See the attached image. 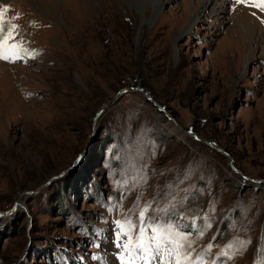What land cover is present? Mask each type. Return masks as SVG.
Returning <instances> with one entry per match:
<instances>
[{
    "label": "rangeland",
    "instance_id": "374dc122",
    "mask_svg": "<svg viewBox=\"0 0 264 264\" xmlns=\"http://www.w3.org/2000/svg\"><path fill=\"white\" fill-rule=\"evenodd\" d=\"M212 1L147 22L123 0L0 1L27 50L0 59V264H119L136 204L193 258L264 264V11Z\"/></svg>",
    "mask_w": 264,
    "mask_h": 264
},
{
    "label": "snow or ice",
    "instance_id": "6c2138e0",
    "mask_svg": "<svg viewBox=\"0 0 264 264\" xmlns=\"http://www.w3.org/2000/svg\"><path fill=\"white\" fill-rule=\"evenodd\" d=\"M240 2L245 3V0ZM245 6L264 11V0H250ZM7 11L6 7L0 11V59L14 63L27 50L22 44L10 43L14 41L13 32L17 26L12 24L5 32L3 23ZM150 207L151 205H145L140 208L136 204L123 219L114 221L113 243L120 250L117 253L119 264H207L204 255L193 258L188 251L191 247L189 235L171 219L161 220L159 216H149ZM137 209L138 219L134 220ZM200 234L203 235L202 232ZM227 247L231 250L234 245L230 243ZM210 250L211 245L208 251ZM225 255L230 258V252L226 251Z\"/></svg>",
    "mask_w": 264,
    "mask_h": 264
},
{
    "label": "bare ground",
    "instance_id": "6f19581e",
    "mask_svg": "<svg viewBox=\"0 0 264 264\" xmlns=\"http://www.w3.org/2000/svg\"><path fill=\"white\" fill-rule=\"evenodd\" d=\"M1 2H3L4 0H0ZM123 1H125L128 5H129V7H133L134 5H135V9H136V11L139 13V14H141V17H142V21L141 22H147V18L144 16V10H149V11H151V14H153L152 16H154V14H156L158 11H159V9H160V7H161V0H137L136 1V4L133 2V1H135V0H123ZM198 2H199V0H197ZM203 1V0H202ZM218 1L219 0H213L212 2H215L214 3V5H213V9L215 8V6L218 4ZM222 1V3H223V5H224V7H225V4H226V1L227 0H221ZM197 2V3H198ZM228 2V1H227ZM195 5V4H194ZM196 6V5H195ZM197 9V8H196ZM246 21V20H245ZM196 22V19H195V17H193L192 16V20H191V25L189 26V27H191L192 25H194V23ZM249 30V29H248ZM185 32H188V30L187 31H185ZM244 33H246V32H244ZM247 41V40H246ZM244 47V46H243ZM244 53H245V50H244ZM251 54V52L249 53V55ZM244 57V56H243ZM3 67H5V66H3L1 63H0V71L2 70V68ZM4 69V68H3ZM8 69V68H7ZM6 70V69H5ZM3 72H1L0 73V75H3L2 74ZM2 79V77L0 76V80ZM5 80H6V78H5ZM1 81H3V80H1ZM0 81V82H1ZM0 90H1V88H0ZM5 96V95H4ZM7 101V100H6ZM173 126H175L174 124H173ZM177 128H179V126L177 127ZM180 129V128H179ZM179 132V130L178 129H176V128H174V127H172L171 128V133H178Z\"/></svg>",
    "mask_w": 264,
    "mask_h": 264
},
{
    "label": "water",
    "instance_id": "95a60500",
    "mask_svg": "<svg viewBox=\"0 0 264 264\" xmlns=\"http://www.w3.org/2000/svg\"><path fill=\"white\" fill-rule=\"evenodd\" d=\"M128 90L127 89H125V90H122V91H120V92H118L117 94H116V96L114 97V99H112L111 101H109L108 103H106L100 110H99V112L97 113V116H99V115H101L103 112H105L107 109H110L115 103H116V101L124 94V93H126ZM139 92H141L144 96H145V98L148 100V101H150L155 107H157L158 109H159V111H163L162 109H161V107L159 106V105H157L153 100H151L150 99V97L148 96V94H147V91L145 90V89H139L138 90ZM167 117H168V119L170 120V122L171 123H173L176 127H178L179 125H178V123H177V121L175 120V119H173L172 117H170L169 115H167ZM179 128L181 129V127L179 126ZM198 140H200V141H202L200 138H197ZM234 170V169H233ZM235 171V170H234ZM61 175H59L58 177H60ZM58 177H54V179H56V178H58ZM47 185V183L44 185V187ZM37 192L38 191H35V192H32V193H27V196H29V195H35V194H37ZM17 206V203L15 204V207H14V209H13V211H11L10 213H1L0 214V218L1 217H3V216H8V215H10V214H12V213H14L15 211L14 210H16L15 208H17L16 207ZM24 207V205H22L20 208H23Z\"/></svg>",
    "mask_w": 264,
    "mask_h": 264
}]
</instances>
